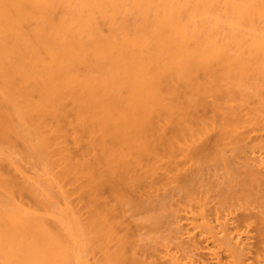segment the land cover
<instances>
[{
    "label": "bare ground",
    "instance_id": "bare-ground-1",
    "mask_svg": "<svg viewBox=\"0 0 264 264\" xmlns=\"http://www.w3.org/2000/svg\"><path fill=\"white\" fill-rule=\"evenodd\" d=\"M182 1L0 0V141L19 138L15 119L24 122L34 154L55 171L57 193L77 196L103 264H264V138L251 142L252 120L221 104L223 81L260 79L264 41L217 39L206 23L203 34L190 30ZM194 1L205 12L228 6ZM244 1L241 8L264 15V0ZM7 163L0 161V264L73 263L72 229L16 201L51 204ZM175 197L195 211L192 221L181 212L186 225L173 220ZM177 221L203 245L194 250L204 261L168 249L182 236ZM138 222L149 224L154 245L140 244L148 237L136 233Z\"/></svg>",
    "mask_w": 264,
    "mask_h": 264
},
{
    "label": "rangeland",
    "instance_id": "rangeland-1",
    "mask_svg": "<svg viewBox=\"0 0 264 264\" xmlns=\"http://www.w3.org/2000/svg\"><path fill=\"white\" fill-rule=\"evenodd\" d=\"M183 1L185 2V5H183L184 4ZM183 1L181 2V4L183 3L182 8L185 11H183L184 13L182 12L184 15L182 14L181 18H184V20H185L184 22L185 23L187 22L186 24L190 23L188 25V26H190V28H189L190 30H194V31L198 30L201 33L202 32L204 33L203 29H206V27L203 28V25H204V23H206L205 26H207V29L210 28L209 30H213L212 33L215 34L213 36H215V37L217 36V39L222 40V38L228 39V38H231L232 36L237 37L238 34L241 33L242 35L240 34V37H243L245 40L247 39V41H252V40H254L252 38H258V37H260L262 39L261 41H264V15L260 14L259 12L257 13V11H256L257 14H255L254 9H252L253 10V14H252L251 8H247L246 6L241 8V6L245 4L244 0H233L234 3H237L240 6L238 8H233L230 5V3H231L230 0L229 1L224 0V3H225V1L228 2V3H225V5L228 4V6L226 5V6L221 7V5H223V4H221V5H219L220 7L217 6L213 9H209L210 13L212 12L211 15L213 14V16H211L210 14H209L210 15L209 16L207 14V12L209 13V11L205 12L203 10V6L201 4H199V2L197 3L194 0H183ZM197 1H199V0H197ZM222 2H223V0H222ZM238 2H240V3H238ZM200 5L202 8L200 7ZM184 6H185V9H184ZM230 7H231V9H229ZM235 9H236V11H235ZM238 11H239V13H238ZM127 15L129 18H132V19L136 18L134 14H132L128 11H127ZM256 15H258V16H256ZM193 24H195V26L197 27V30H196V27L193 26ZM201 26L203 29H201ZM192 27H194L195 29L194 28L192 29ZM200 32H199V34H201ZM236 33H237V35H236ZM256 35L258 37H254ZM246 37H248V38H246ZM249 39H252V40H249ZM257 76L258 75H256L257 80L252 78L255 81V83H252L253 85H250V83H251L250 81L254 82L251 78L246 79V80L229 78L228 80H225L222 82V84L224 85V87L222 85V94L224 96L223 97L221 96L223 98V102L221 104H223L225 107L228 106L226 108V111L228 110V108L230 109L231 106L237 107L239 109L238 110L236 108L238 110L237 115L245 116V117L248 116L247 118L252 120L251 124L249 125L250 128L249 127L247 128L250 130L253 128L251 130L252 132L250 131V134L253 137H251V135L249 134L251 139H252L251 142L253 141V139L254 140L256 139L258 141V139L261 140L264 138L263 137L264 136V80H263L264 79V73L259 75L261 80ZM230 79H231V81L234 80L233 84L230 81ZM236 80H238V81L242 80V81L240 83ZM247 80H249V81H247ZM259 80H260V82H259ZM226 81H228V83ZM229 81H230L231 85H233V86L235 84L237 85V83H238V85L237 86L235 85V87H233V86L231 87ZM243 81H244V84H246V85L243 84ZM245 81H247V83ZM241 84H243V85H241ZM248 85H250V86H248ZM223 88L225 89V91ZM224 92H226V95L224 94ZM234 95L236 97H234ZM221 97H219V99H221ZM219 101L220 100H218V102ZM223 105H222V107H224ZM234 109L235 108H233V110ZM223 110H225V109H223ZM230 110L232 111V108ZM230 110H228V111H230ZM211 111L210 112L207 111L204 113L208 117L211 114ZM239 111H240V114H239ZM206 119L208 122H210V120H208V118H206ZM17 120H18V117H16L15 121L17 123L19 122L21 124L20 125L18 123L17 125H15L16 123L14 121V123H15L14 125L17 126L16 128H17V132L19 134V138H17L15 136L14 138H12L13 140L0 141V161H5V164H6V161L9 162L11 165L9 163H7V165L9 164L10 168H13V169L15 168V171L13 170V172H17V174L16 173H14V174H16V175L19 174L17 177L21 178V180L23 178V180H26L27 182L29 181L28 184L32 187L33 190H35L38 193L40 198H42L41 200L48 201V205H49V202L51 204L48 206L49 209H45L42 206H38L37 203H34L35 202V201H33L34 199L33 200L30 199L32 197L29 198L30 195H28V197H27V195H26V197H25V195H23V197H20V198L18 197L19 200H16V201L19 203L21 201V203L23 205H25L28 208L30 207L32 210L37 209V212L40 213L41 215H44V217L48 220L50 225L53 226L55 223L54 227L55 226H58L60 228L62 227L61 229L65 230V231L67 229H69L71 231V229H72L71 232H73V233H71V234H74V235H72V238L75 236V238H73V240L75 239L76 241H73L74 242L73 243V249L74 250L72 251V254H73L74 258H73V263L71 262V264H103L101 259L98 258L99 255L98 254L96 255V253L93 252V250L91 249L92 247L90 245V242H88L89 240L86 239L87 236H86V234H84L85 231L83 230L84 228L81 224V220L79 219L81 217L80 216L81 212L78 213L79 211L77 210V208L74 205L75 203L73 204V202H75V198L77 196L73 195L72 198H67V200H65V199L61 198V196L59 195L61 192L59 194L57 193V190H59L58 188L61 184L59 183V181L56 179V177L54 175L55 171L47 165L46 161L42 157H40L39 155L37 156V153L34 154V151H33L34 147H31V146H35L34 138L32 140L31 139L29 140L27 138L28 135L32 136L31 131L28 130V127L24 124L23 121L22 122L20 121L21 119L18 121ZM253 125L257 129V130L255 129L256 131L254 130ZM18 126H20V127H18ZM260 127H261V130H260ZM18 134H17V136H18ZM258 134L263 135L262 138H261V135L259 136ZM257 135L260 138H257ZM211 136L213 137L214 134L212 133ZM249 140H250V138L247 140V142ZM254 142H256V141H254ZM254 144H256V143H254ZM248 146H251V145L248 143ZM250 157H252V155H250ZM7 165L5 166V167H7V169L6 168H4V169H6L8 171L12 170V169L9 170L8 169L9 166H7ZM13 172H9V173H13ZM74 196H76V197H74ZM62 197H63V195H62ZM0 198H2V195H0ZM211 199L214 200L213 198H211ZM214 202H212V203L214 204ZM171 203H173V205L172 204L171 205L176 211L174 216L178 217V218L175 217V219L173 218V220L176 222V219L178 220L180 218L182 223L186 225V219L185 218H184V220L182 219L183 218L182 213H186L184 215L187 216V215H189L190 212H186L183 210V208H184L183 200L178 198V197L176 199V197H175L173 202H171ZM35 204H37V205H35ZM175 204H177V206ZM68 207H69V209L67 210ZM193 207H194V204H192L189 207V209L192 208V210H195L196 206L194 207V209H193ZM45 210H47V211H45ZM251 210H250V212H252L254 214L259 212L258 209L256 210L253 207ZM76 211H78V212H76ZM177 212H178V214H177ZM69 213H70V215H69ZM180 213H181V215H180ZM193 213H195V211H192V214L190 213V215L191 216L194 215ZM128 215L132 216V212H127V216ZM196 215H197V213H196ZM77 217L80 221L79 224L77 223L78 220H76ZM194 217H195V215L191 217V221ZM180 219H179V222L181 223ZM70 220L73 221L75 228L73 227V225H72L73 223ZM179 222L177 221V223H179ZM180 223H179V225L175 223V225L180 226V227H178V229H180L179 232L183 231L182 234L180 233L182 236L179 237V235H178V237H179L178 238L177 235H174L173 237H176V238H173L172 240L169 239V241H171V243L169 242L168 249L172 253L174 252L173 254H177L176 256L181 257L182 259L188 260V258H189L192 260L193 258H196L197 260L204 261L203 257L199 256L201 250H199L198 246H200L201 244L198 245L199 244L198 243L196 246L195 244L197 242H194L192 240H191L192 241L191 242L189 240L190 235L188 234V232H186L187 229L185 231L184 225L181 226ZM137 224H139V225L136 226ZM137 224L136 225L133 224V227L136 226L137 230L140 228V230L136 231V233L140 231L139 233L141 234V237L145 236V234L148 237V239L143 238V241H141V239H142L141 238L140 244L142 245V243H143V245H144V243H145V244L154 245V244H152L153 241H151V239L149 240V236L147 235V233H148L147 230L149 231V226H148L149 224L146 223V225H144V227L145 226H148V227H145V228L142 226L144 223L143 224L141 223V227H140V222H138ZM66 232H68L70 234V232L68 230ZM142 232H144L143 233L144 235H142ZM167 233H170V232L165 231L164 234L166 236L171 234V233L170 234H167ZM183 233H184V235H183ZM185 233H187L188 236H186ZM187 237H189V239ZM186 239L189 240L191 242V244ZM184 242H185V245H184ZM186 243H188V244H186ZM191 245H193V247ZM194 245L199 250V254H196L198 251L196 250V247ZM202 246H200V248H202ZM194 248L197 252L194 250ZM161 249L163 250V248L160 245L155 246V252H157V250H158V252H159L158 255L160 253H161L160 255L165 254L164 251L162 252ZM159 250H161V251H159ZM144 255H145V257H144ZM147 255L143 254L142 256L144 258H146ZM152 255H148V257H147L148 261H151V262L152 261H158L157 257H155L156 260L155 259L154 260L149 259L151 257L154 258ZM200 257L202 259H200ZM196 259H193V261L195 262ZM196 262H195V264H197ZM109 264H115V263H109Z\"/></svg>",
    "mask_w": 264,
    "mask_h": 264
}]
</instances>
